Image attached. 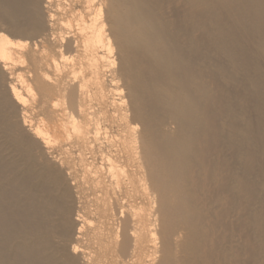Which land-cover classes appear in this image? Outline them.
Listing matches in <instances>:
<instances>
[{
	"label": "bare ground",
	"instance_id": "1",
	"mask_svg": "<svg viewBox=\"0 0 264 264\" xmlns=\"http://www.w3.org/2000/svg\"><path fill=\"white\" fill-rule=\"evenodd\" d=\"M0 264H264V0H0Z\"/></svg>",
	"mask_w": 264,
	"mask_h": 264
},
{
	"label": "rangeland",
	"instance_id": "2",
	"mask_svg": "<svg viewBox=\"0 0 264 264\" xmlns=\"http://www.w3.org/2000/svg\"><path fill=\"white\" fill-rule=\"evenodd\" d=\"M113 51H115V49H114ZM115 52H116V51H115ZM115 52H114V53H115Z\"/></svg>",
	"mask_w": 264,
	"mask_h": 264
}]
</instances>
